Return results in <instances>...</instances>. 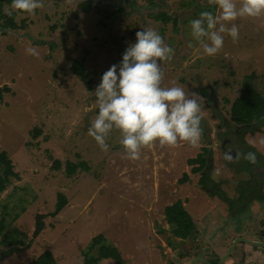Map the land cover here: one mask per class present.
Here are the masks:
<instances>
[{
  "label": "rangeland",
  "instance_id": "rangeland-1",
  "mask_svg": "<svg viewBox=\"0 0 264 264\" xmlns=\"http://www.w3.org/2000/svg\"><path fill=\"white\" fill-rule=\"evenodd\" d=\"M11 4L0 0L4 15L16 14L14 28L0 19V150L8 152L16 176L0 194V264H33L47 252L57 264H189L201 256L216 264L238 238L264 243V126L245 142L231 120L244 83L264 97V17L235 21L239 40L225 35L223 51L209 57L190 29L200 12L218 14L209 0H43L34 16ZM143 27L174 49L172 61L163 63L165 85L203 97V136L198 147L156 145L133 161L118 131L105 152L88 128L98 114L92 93ZM206 148L211 179L229 200L209 194L201 185L204 170L194 172L200 163H189ZM249 152L256 164L244 159ZM67 162L89 169L69 176ZM185 175L188 182L181 183ZM256 186L260 195L243 206ZM59 194L66 207L53 215ZM179 201L195 223L184 241L166 219V209ZM38 215H45V229L35 236ZM100 235L103 241L94 244ZM103 244L118 249L123 261L95 263ZM223 264H264V247L237 241Z\"/></svg>",
  "mask_w": 264,
  "mask_h": 264
},
{
  "label": "clouds",
  "instance_id": "clouds-1",
  "mask_svg": "<svg viewBox=\"0 0 264 264\" xmlns=\"http://www.w3.org/2000/svg\"><path fill=\"white\" fill-rule=\"evenodd\" d=\"M209 4L217 7L218 14L202 11L199 18L190 21L192 39L209 57L223 51L225 35L234 43L239 40L235 21L264 17V0H209ZM43 6V0H12L11 4L13 10L30 16ZM26 51L38 55L35 48ZM173 57L174 49L158 31L143 27L136 32V42L129 44L121 63L103 74L92 93L98 114L88 128V135L103 151H108L107 140L114 130L120 133V144L133 161L141 159L144 149L156 145L175 148L185 142L193 148L199 146L203 136V97L197 92L189 95L180 86L165 85L163 63ZM226 159L231 161V155ZM244 159L257 163L253 152L245 154Z\"/></svg>",
  "mask_w": 264,
  "mask_h": 264
},
{
  "label": "trees",
  "instance_id": "trees-1",
  "mask_svg": "<svg viewBox=\"0 0 264 264\" xmlns=\"http://www.w3.org/2000/svg\"><path fill=\"white\" fill-rule=\"evenodd\" d=\"M89 3H85L83 8L85 11H89ZM15 16L16 14L11 15H4L2 13V7H0V19H6V21L2 23V26L12 28L15 27ZM164 17V15H162ZM76 68V67H75ZM84 68L81 66L80 68H76V72L78 74H82ZM84 80L87 82L88 75L84 74ZM9 89V88H8ZM4 88H0V102L4 99ZM207 94V93H205ZM209 95L208 94L206 97ZM231 120L235 122L238 126L235 134L239 132L243 141H245V135L247 133L254 134L257 131H260V128L264 126V97L259 93L253 85L249 82L243 84V88L241 91L240 96L234 101L232 105L231 111ZM237 135V134H236ZM246 142V141H245ZM191 165L194 163H200L198 168L194 169V172L199 173L202 169L204 170V175L201 180V185L204 187L209 194L219 196L224 200H229V197L224 189H221V185L217 183L215 180L211 179V172L213 169V162H212V153L211 150L206 148L205 154H199L196 158L191 159L189 161ZM55 168L61 169V163L56 161ZM89 169L87 164L81 162L79 164L73 162H67L66 165V172L69 176H73L75 173L79 171V169ZM16 176V173L13 171V164L11 159H9V154L7 151L0 150V194H2L6 189L10 182V179ZM188 175H185L184 178L180 181L181 183L188 182ZM264 181V180H263ZM264 184V182H263ZM248 186L241 188V191H245ZM248 193L246 194V203L243 206L251 204L256 199L260 193H258L259 188L258 186L247 190ZM249 201V202H248ZM66 197L64 194H59V201L57 204V209L53 213V215L57 214L58 212L62 211L66 207ZM248 203V204H247ZM250 204V205H251ZM233 205V204H231ZM249 205V206H250ZM44 216L45 215H38L37 216V228L35 231V236H39L42 231L45 229L44 223ZM166 219L167 222L170 224V227H173V231L176 234V237H180L183 241L189 236L190 234L186 231L192 230L194 227V221L192 217L188 214V212L184 209V205L182 202H177L174 205L168 207L166 209ZM5 231V225L0 224V236ZM172 232V231H171ZM103 237L97 236L95 238L94 244L101 243L103 241ZM103 258H113L118 263L123 261L121 253L116 248L108 247L106 245H101L99 257L94 259L93 261L97 263L100 259ZM1 261V257H0ZM33 264H57L51 252H47L43 254L40 258L34 261Z\"/></svg>",
  "mask_w": 264,
  "mask_h": 264
},
{
  "label": "water",
  "instance_id": "water-1",
  "mask_svg": "<svg viewBox=\"0 0 264 264\" xmlns=\"http://www.w3.org/2000/svg\"><path fill=\"white\" fill-rule=\"evenodd\" d=\"M224 146L226 148V142L224 143ZM237 241H240V242H245V243H249L251 245H254V246H263L264 247V243L260 242V241H254V240H250V239H246V238H238L236 240V242H234V245L231 247V250L227 253V255L221 259L218 263L216 264H223L227 258L230 257V255L232 254V252L234 251L235 249V246L237 244ZM207 263V264H213V263H210L209 261H207L203 256L201 257H194L189 264H196V263Z\"/></svg>",
  "mask_w": 264,
  "mask_h": 264
}]
</instances>
